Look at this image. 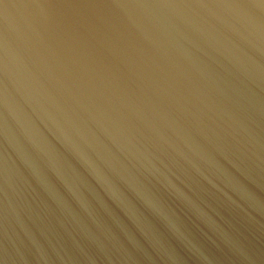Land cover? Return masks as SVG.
I'll return each mask as SVG.
<instances>
[{"label": "water", "instance_id": "obj_1", "mask_svg": "<svg viewBox=\"0 0 264 264\" xmlns=\"http://www.w3.org/2000/svg\"><path fill=\"white\" fill-rule=\"evenodd\" d=\"M0 264H264V0H0Z\"/></svg>", "mask_w": 264, "mask_h": 264}]
</instances>
